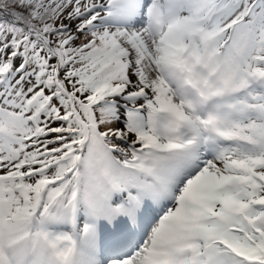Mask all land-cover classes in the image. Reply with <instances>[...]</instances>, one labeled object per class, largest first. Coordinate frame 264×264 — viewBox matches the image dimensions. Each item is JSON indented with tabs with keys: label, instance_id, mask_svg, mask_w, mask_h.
I'll use <instances>...</instances> for the list:
<instances>
[{
	"label": "snow or ice",
	"instance_id": "snow-or-ice-1",
	"mask_svg": "<svg viewBox=\"0 0 264 264\" xmlns=\"http://www.w3.org/2000/svg\"><path fill=\"white\" fill-rule=\"evenodd\" d=\"M0 264H264V0H0Z\"/></svg>",
	"mask_w": 264,
	"mask_h": 264
}]
</instances>
